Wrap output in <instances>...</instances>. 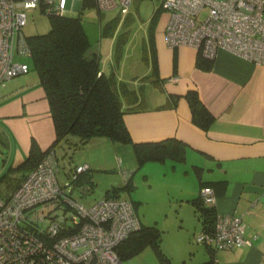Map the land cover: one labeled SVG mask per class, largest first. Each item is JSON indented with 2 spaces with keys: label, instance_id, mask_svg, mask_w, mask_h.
I'll use <instances>...</instances> for the list:
<instances>
[{
  "label": "crops",
  "instance_id": "obj_1",
  "mask_svg": "<svg viewBox=\"0 0 264 264\" xmlns=\"http://www.w3.org/2000/svg\"><path fill=\"white\" fill-rule=\"evenodd\" d=\"M76 1H70L73 7ZM166 19L164 12L152 37L158 74L164 79V92L156 88L157 93L154 91L156 89H152L155 87L146 82L144 94L147 109L127 112L123 119L133 142L160 141L172 137L183 141L184 159L174 161L167 158L162 162L147 161L137 166V163H130V153L123 147L127 144L115 143L104 137L91 138L82 146L75 147L78 151L70 158L74 166L85 164L86 170L89 168L80 174L77 184L74 183L77 188L75 193L82 195L80 200L87 201L85 197L92 192L94 185L89 172L91 169H105L104 159L100 161L98 155L88 152L86 148L93 142L95 145L91 148L97 152L102 149L113 151L111 147L115 146L119 151H114V161L117 158L120 165L124 164L123 171L131 174V185L125 190L130 195L128 199L135 204L136 212L141 199L137 170H142L143 182L147 184L149 166L155 175L156 167L161 168L163 174H167L168 169L171 176L182 183V186L175 188L186 217L189 209L192 216L197 217L191 199L198 196L201 185H210L216 194V210L241 216L245 224L244 237L249 241L231 250H218L215 256L219 264H264V65L253 64L221 49L212 59L210 69H200L196 66L195 49L189 46L169 49L165 45ZM110 65L112 61L101 59L103 71H107ZM129 67L126 73L122 70V74L119 73L120 67L114 72L119 79L127 81L149 74L151 68L148 64H144L142 69L138 65ZM131 86L137 88L139 84L132 81ZM191 89L197 91L213 115L207 128H200L192 121L191 110L184 97ZM166 94L178 96L176 105L157 108L165 102ZM0 123L4 124L2 134L7 140L2 145L8 151V155L7 151H1L5 157L2 159V169L22 161L32 141L41 150L51 145L55 137L54 126L37 73L35 76L27 72L23 77L11 78L7 84L0 86ZM54 152L57 156V148ZM125 179L123 175L124 183ZM109 187L105 186V193L113 186ZM132 195H136V198ZM94 201L81 203L90 205ZM137 215L139 217L138 212ZM139 220L142 225L140 217ZM197 220L200 222L198 217ZM194 223L195 229L197 221ZM204 252L201 259L198 257L190 264H202L209 260L206 248Z\"/></svg>",
  "mask_w": 264,
  "mask_h": 264
},
{
  "label": "built area",
  "instance_id": "obj_2",
  "mask_svg": "<svg viewBox=\"0 0 264 264\" xmlns=\"http://www.w3.org/2000/svg\"><path fill=\"white\" fill-rule=\"evenodd\" d=\"M45 1L63 13L67 4L75 0ZM132 1L95 0V4L99 10L107 11L127 8ZM39 3L40 0H0V86L29 72L25 62L14 58L16 53L30 55L22 27L26 10ZM161 6L167 14L164 43L169 49L189 46L211 60L222 49L264 65V0H161ZM54 158L53 151L47 154L7 198L0 196V264H131L121 260L116 248L141 228L133 202L104 197L84 205L69 198L57 181ZM86 168L80 165L76 173ZM123 175L126 178L129 173L123 171ZM199 195L205 205L215 206L212 187H201ZM60 197L76 212L74 231L63 229L64 219L57 214L61 208L46 215L37 211ZM244 234L241 216L218 212L214 232H202L195 241L212 248L210 264H219L216 252L249 243Z\"/></svg>",
  "mask_w": 264,
  "mask_h": 264
},
{
  "label": "trees",
  "instance_id": "obj_3",
  "mask_svg": "<svg viewBox=\"0 0 264 264\" xmlns=\"http://www.w3.org/2000/svg\"><path fill=\"white\" fill-rule=\"evenodd\" d=\"M80 1L77 15L71 16L65 12L58 13L52 4L40 0L36 8L48 15L50 29L46 33L28 37L22 32L25 46L33 60V70L39 77L48 101L55 137L45 150H41L37 143L32 141L28 154L22 161L16 165H10V167L7 165L0 171V196L4 198H7L20 185L47 154L54 152V149L62 143H66L70 149H75L91 138L104 137L115 143L131 145L137 166L147 161L162 162L167 158L174 161L184 159L185 144L183 141L172 137L160 141L133 142L123 119L127 112L147 109L144 94L146 82H150L155 88L164 92V79L159 77L152 44L153 33L151 32L149 37L150 46H144L142 55V60L151 67L150 73L135 77L139 87H132L125 80L119 79L112 67V65H118L121 47L127 39L128 29L123 28L122 33L118 36L113 64L110 65L108 71H103L101 69V54L91 46L82 18V11L85 7H96L95 0ZM95 9L98 11L99 19L102 20L103 11L97 7ZM162 11L160 0L159 8L152 16L153 20H156ZM117 22L116 18H112L102 24L99 28L100 36L112 35ZM211 65V59L204 58L199 52L197 53L196 66L198 68L208 70ZM184 97L189 104L193 123L200 128H207L213 120V115L203 104L197 91L188 90ZM177 98L178 96L175 94H166L165 102L157 108L174 107ZM54 159L56 171H58L56 155ZM78 166L80 165L73 166L64 172V180L59 181L57 176L56 178L63 188L64 194L81 203L76 197L78 193H75L77 188L74 184L79 181V176L83 173V171L76 173ZM130 175L126 177L123 186H113L108 189L105 197H121L120 190L131 185ZM90 182L92 183V180ZM203 186L210 185H201V187ZM61 200L62 197L46 204L55 205L54 213L57 208H61L60 214L64 219L63 229L67 232L74 231L76 230V212L74 208L65 202L62 203ZM191 202L195 206V212L201 222L200 233L212 234L218 214L215 206L205 205L199 193L197 197L191 199ZM161 240V232L156 225L142 224L138 231L130 234L117 246L116 251L121 260L125 261L143 249L145 245L150 244L161 264H169V258L162 250ZM204 246L210 258L202 264H210L213 249Z\"/></svg>",
  "mask_w": 264,
  "mask_h": 264
},
{
  "label": "rangeland",
  "instance_id": "obj_4",
  "mask_svg": "<svg viewBox=\"0 0 264 264\" xmlns=\"http://www.w3.org/2000/svg\"><path fill=\"white\" fill-rule=\"evenodd\" d=\"M71 2L68 3L65 13L71 16L77 15L78 10L73 7ZM159 5L160 0H134L127 8L115 7L103 11L102 20L99 19L98 11L95 9L96 7H85L82 11V18L91 46L99 51L103 60L112 61L113 64L117 38L122 33L123 28H127L128 36L121 47L118 65H113L114 70L120 67L118 70L119 73L122 74V71L126 73V69L131 68L129 66L133 67L134 65H138L139 69H142L144 64H147L142 60L143 48L144 46L147 47L151 32L153 34L157 32L156 29L164 13V11H162L157 16L156 20H153L152 16L159 8ZM26 14V24L22 27V32L26 37L34 34L46 33L50 29L48 15L39 8L26 10ZM202 15H204V11ZM112 18H116L118 21L113 34L100 36V26ZM14 59L19 62H25L30 69L28 73L36 76V72L33 70V60L31 56H23L16 53ZM24 75L25 74L18 75L12 78H21ZM126 80L130 86L132 81H136L135 78ZM5 84H7V81ZM154 91L157 92L158 90L156 89ZM3 126L4 124L0 123V171L2 170V159L5 158L4 155H1V151H7V149L4 150L2 145V142L7 141L2 134ZM93 145H95L94 142L91 146ZM91 146L86 148L87 151L95 153L94 155H98L97 158H99L100 161L104 159L105 169H91V172H89L91 173L90 176L94 181V185L92 192L85 197L87 201H85V199L84 201L80 200L82 195H76L83 203L103 198L105 195V186H123L124 184L122 175L124 164L120 165L117 158L116 161L113 159L114 153L119 151V148L115 149L116 147L114 146L111 147L113 151L106 152L102 149L97 152L91 148ZM123 147L130 153V163L135 164L136 158L131 146L125 145ZM77 151V149L68 148L66 143H62V146L59 145L57 147L58 171H56V176L59 181L65 179L63 171L69 170L74 166V161L70 158L73 154L77 153ZM6 154L8 155V151ZM8 160L9 157L7 161ZM167 171V174H163L161 168L156 167L155 175V172L149 166V183L147 182V184L143 182L144 175H142V170L136 171V175L140 181L138 192L141 196L137 206V212L142 224L149 226L156 225L160 230L162 238L161 247L169 258V264H190L198 257L201 259L202 253L205 254L204 245L195 241V237L201 232L200 222L197 220L196 216L195 218L192 216L189 208L188 213H186L188 217L185 216L184 206L181 204L179 194L175 188L182 186V183L175 180L168 169ZM120 192L122 198L128 199L130 197L125 189H121ZM132 196L136 198V195ZM53 208H55L54 204H44L37 208V210L39 214L46 215L49 212L53 213ZM57 214L60 215L59 211H57ZM194 221H197L195 229L193 227L195 224ZM125 261L131 264H161L155 250L150 244L145 245L143 249L139 250Z\"/></svg>",
  "mask_w": 264,
  "mask_h": 264
},
{
  "label": "water",
  "instance_id": "obj_5",
  "mask_svg": "<svg viewBox=\"0 0 264 264\" xmlns=\"http://www.w3.org/2000/svg\"><path fill=\"white\" fill-rule=\"evenodd\" d=\"M80 2H81V1H76L75 8H76L77 10H79Z\"/></svg>",
  "mask_w": 264,
  "mask_h": 264
}]
</instances>
